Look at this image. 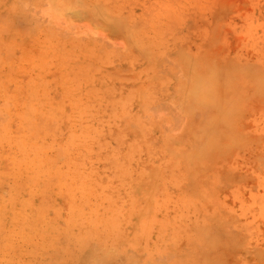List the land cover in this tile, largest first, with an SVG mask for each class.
Instances as JSON below:
<instances>
[{"label": "rangeland", "instance_id": "obj_1", "mask_svg": "<svg viewBox=\"0 0 264 264\" xmlns=\"http://www.w3.org/2000/svg\"><path fill=\"white\" fill-rule=\"evenodd\" d=\"M0 264H264V0H0Z\"/></svg>", "mask_w": 264, "mask_h": 264}]
</instances>
